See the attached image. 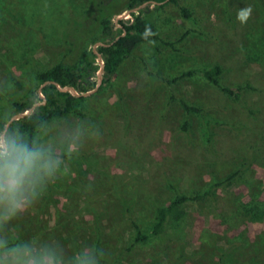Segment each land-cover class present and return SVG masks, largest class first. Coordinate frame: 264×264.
<instances>
[{
    "label": "rangeland",
    "instance_id": "374dc122",
    "mask_svg": "<svg viewBox=\"0 0 264 264\" xmlns=\"http://www.w3.org/2000/svg\"><path fill=\"white\" fill-rule=\"evenodd\" d=\"M177 1L138 9L157 36L85 100L84 115L51 121L35 135L34 145L50 148L62 169L0 224V240L57 246L65 264L85 253L97 264H264V0ZM129 2L0 0V92L37 89L38 73L54 61L75 65L95 50L97 16L114 27L99 42L113 41ZM72 35L79 42L68 53ZM216 65L220 86L202 75L169 82ZM222 87L241 88L239 97ZM6 110L0 95V114ZM238 169L211 196L181 205L184 213L170 215L160 235L136 240L153 231L159 205Z\"/></svg>",
    "mask_w": 264,
    "mask_h": 264
},
{
    "label": "trees",
    "instance_id": "16d2710c",
    "mask_svg": "<svg viewBox=\"0 0 264 264\" xmlns=\"http://www.w3.org/2000/svg\"><path fill=\"white\" fill-rule=\"evenodd\" d=\"M148 1L164 3L166 0H130L129 9L136 8ZM172 1L178 2L177 0ZM100 2L99 6H102L103 2ZM182 11L186 17H191L185 7H182ZM94 21L96 25L98 22L99 24L101 23L103 29L101 35L93 37L92 41L94 43L99 42L103 35L110 36L113 34L114 27L111 17L103 18L100 22V18L98 21L97 16ZM75 22L76 20L72 21V28L75 27ZM91 24L92 22H89L88 25L91 27ZM118 24L122 26L119 29V35L113 41H103L102 44H98L96 47V50L102 55L105 67L102 84L99 88L107 86L119 65L139 44L148 42L157 36L155 22L144 16L139 10L131 12L128 18L119 19ZM74 37V35L72 37L68 36L65 41L64 47L68 53H72L79 42L78 38ZM95 58H98V54L94 50L87 48L83 51L80 61L75 65L54 61L51 66L40 71L37 75L39 82L37 89L28 88L26 92H21L23 95L20 93L18 97H13L2 90L0 95H3L7 101V110L0 114V135L4 134L7 122L12 116L18 113H27L25 116L13 120L5 134L24 140L29 143V146H32L34 145L35 135L47 123L66 118L72 113L84 115L85 100L90 96H85L84 94L96 88L99 81L98 72L101 70V65L95 62ZM222 73L223 70L219 65L211 68L191 69L174 77L169 82H177L189 76L202 75L220 86L218 77ZM62 87H70L76 90L78 94L74 93L72 89L62 90ZM222 89L231 95L239 97L238 91L241 88L222 87ZM183 103L188 111H201L198 107L191 106L186 102ZM34 105L35 107L29 112ZM184 128H188V122L185 123ZM240 172L241 169H238L226 180L211 184L207 190L194 196L178 195L170 204L159 205L156 209L153 231L149 234L138 233L136 240L145 242L151 237L160 235L165 229L170 215L174 214L175 217H180L184 213L180 208L181 205L188 201H197L211 196L213 189L225 185L237 177Z\"/></svg>",
    "mask_w": 264,
    "mask_h": 264
},
{
    "label": "clouds",
    "instance_id": "9594fccd",
    "mask_svg": "<svg viewBox=\"0 0 264 264\" xmlns=\"http://www.w3.org/2000/svg\"><path fill=\"white\" fill-rule=\"evenodd\" d=\"M78 146L73 144L72 151ZM62 160L52 150L6 134L0 135V224L25 210L38 186L61 171ZM0 264H65L63 251L47 243L10 246L0 240ZM70 264H97L90 254L74 257Z\"/></svg>",
    "mask_w": 264,
    "mask_h": 264
},
{
    "label": "water",
    "instance_id": "95a60500",
    "mask_svg": "<svg viewBox=\"0 0 264 264\" xmlns=\"http://www.w3.org/2000/svg\"><path fill=\"white\" fill-rule=\"evenodd\" d=\"M150 2H154V1H148V2H145V3L141 4L140 6H138V7H136V8L129 9L128 12L124 15V17H125L126 15L130 14V13L133 12V11H137L138 9L142 8L144 5H146V4L150 3ZM156 3H157V2H156ZM121 17H123V16H121ZM117 21H118V20H117ZM98 44H102V42H97V43L95 44V50H94V51L98 54L99 61H100V63H101V72H100V75H99V81H98V84H97L96 88L93 89V90H90V91L86 92V93L84 94L85 96H89V95H91V94H92L94 91H96V90L100 87V85L102 84L103 74H104V71H105V67H104V62H103V60H102V55L96 50V47H97ZM61 89H62V90H65V89H72V88H70V87L63 88V87H62ZM72 90H73L74 93L78 94V93L76 92V90H74V89H72ZM35 105H37V104H35ZM35 105L30 109L29 112L32 111V109L35 107ZM29 112H28V113H29ZM26 114H27V113H18V114H15L14 116H12V117L10 118V120L7 122L5 132H6V130L8 129L9 125L12 123L13 120L18 119V118H20V117H23V116H25ZM5 132H4V134H5ZM4 134H3V135H4Z\"/></svg>",
    "mask_w": 264,
    "mask_h": 264
}]
</instances>
